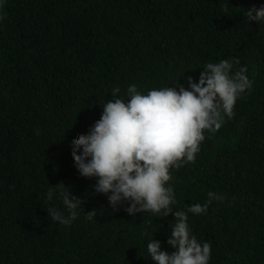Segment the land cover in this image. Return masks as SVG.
<instances>
[{"label": "trees", "instance_id": "obj_1", "mask_svg": "<svg viewBox=\"0 0 264 264\" xmlns=\"http://www.w3.org/2000/svg\"><path fill=\"white\" fill-rule=\"evenodd\" d=\"M253 6L264 0H0V264H155L152 239L171 254L174 215L133 217L127 202L113 211L96 178L78 172L71 142L101 118L113 88H187L225 59L247 67L252 88L205 132L195 162L170 170L171 207L222 196L188 218L211 245L209 264H264V23L247 20ZM61 182L84 200L70 226L46 211L63 209L56 193L47 199Z\"/></svg>", "mask_w": 264, "mask_h": 264}, {"label": "clouds", "instance_id": "obj_2", "mask_svg": "<svg viewBox=\"0 0 264 264\" xmlns=\"http://www.w3.org/2000/svg\"><path fill=\"white\" fill-rule=\"evenodd\" d=\"M227 11L225 8L224 13ZM244 15L249 22L264 23V6H253ZM239 64V59L209 62L203 66L198 82L187 77V88L179 84L142 94L132 84L121 96V89L115 87L111 91L113 98L102 106L101 118L87 134L78 135L71 142L78 172L82 177L96 178L95 192L107 196L113 211L127 202L125 211L133 217L143 212L157 217L174 215L167 240L174 251H162L158 240L147 244L155 264H209L211 245L201 243L192 234L189 213H205L213 199L224 198L210 191L206 204L174 211V189L168 182L172 179L171 169L195 162L206 139L205 132L214 135L226 118L234 116L238 99L251 90L248 69L236 68ZM54 193L63 209L50 206L46 210L48 216L70 226L77 219L78 210L83 209L84 200L72 195L62 182L49 187L48 201L53 200ZM85 213L88 221L97 215V210Z\"/></svg>", "mask_w": 264, "mask_h": 264}]
</instances>
